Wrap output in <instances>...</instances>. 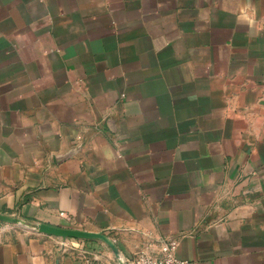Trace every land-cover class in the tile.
Segmentation results:
<instances>
[{"label": "crops", "instance_id": "crops-1", "mask_svg": "<svg viewBox=\"0 0 264 264\" xmlns=\"http://www.w3.org/2000/svg\"><path fill=\"white\" fill-rule=\"evenodd\" d=\"M0 215V264H264V0H0Z\"/></svg>", "mask_w": 264, "mask_h": 264}, {"label": "built area", "instance_id": "built-area-1", "mask_svg": "<svg viewBox=\"0 0 264 264\" xmlns=\"http://www.w3.org/2000/svg\"><path fill=\"white\" fill-rule=\"evenodd\" d=\"M81 242H87L82 240H77ZM179 246L178 241L170 240L162 245V255L152 256L146 252H139L135 257L131 259L119 260L116 258H110L104 256L100 252H91L87 249H82L78 253V256L82 264H194L191 261L180 260L176 257V251ZM63 249H68L74 251L77 247L68 246L67 244H62Z\"/></svg>", "mask_w": 264, "mask_h": 264}, {"label": "water", "instance_id": "water-1", "mask_svg": "<svg viewBox=\"0 0 264 264\" xmlns=\"http://www.w3.org/2000/svg\"><path fill=\"white\" fill-rule=\"evenodd\" d=\"M0 222L8 223V224H16V225H25L24 222L5 215H0ZM34 230H36L40 234L47 235L50 237H56L60 239H75L82 241L102 242L112 251L116 259L118 260L120 259L119 252L115 243L103 233H92V232L76 230V229H64L60 227H52L45 224H40L35 226Z\"/></svg>", "mask_w": 264, "mask_h": 264}]
</instances>
